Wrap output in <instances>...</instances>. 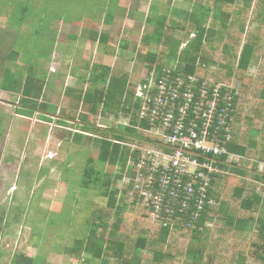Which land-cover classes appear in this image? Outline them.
Masks as SVG:
<instances>
[{"label":"rangeland","instance_id":"rangeland-1","mask_svg":"<svg viewBox=\"0 0 264 264\" xmlns=\"http://www.w3.org/2000/svg\"><path fill=\"white\" fill-rule=\"evenodd\" d=\"M70 2L64 1V10L60 6L56 9L53 4L55 10L49 9L46 14H42L43 8L37 7L33 14L27 16L32 20V28L17 38L13 53L19 50L21 57L13 58L15 61L10 59L0 62L14 73L19 82H23L29 71H35L37 76L43 75L45 86L37 102L47 106L45 110L29 111L17 105L19 91H0V264H9L17 254L33 258L34 264H101L100 260L92 258L83 249L90 232L94 229L95 236L99 237L101 216L108 217L112 225L122 230L119 225L120 218L123 213L132 214L134 209L124 201L127 200L124 196L127 197L129 184L123 189L122 182L127 175L122 173L121 167L98 163V137L93 130L98 127L121 130L123 124L129 122L130 116L122 110L87 115L92 126L83 131L79 123H69L61 113L72 102L69 89L81 88L80 81L83 75H87L84 68L78 71L76 67L79 64H74L72 58V63L70 62V56H81L83 44L81 36H77L75 41L71 40L74 32L63 24L67 22V17L62 12H68L66 9L71 7ZM121 3L111 25H103L101 28V32L107 33L110 39L104 44L100 43L99 48H92L93 58L87 63L107 65L114 76L127 73L129 85L135 87L141 80L148 78V74L152 72L150 68H153L146 60L150 49L142 46L139 40L142 32L149 33L153 29V25L144 19H153L157 13L182 19L183 11L189 10L191 5L187 0H173L170 3L168 0H122ZM243 3L249 9L254 6V0H244ZM78 4L71 7V11L75 10L72 12L78 16L85 8L90 9ZM173 6L183 11L174 14ZM41 14L44 19L40 18ZM54 17L61 21L54 23L57 34L49 30V26L41 31V35L33 33L36 27L45 23L49 25L55 20ZM254 27L256 22L248 23L247 28ZM166 31L168 36L181 44L194 39L190 35L185 38L184 31L179 29L167 27ZM75 32L78 34L79 30ZM217 40L229 42V37L222 28L211 39L206 38L207 47ZM181 44L179 49L183 50L185 47L181 48ZM68 46H77L75 53L67 50ZM258 62V58L254 57L248 73L253 75ZM233 65L235 66V61ZM71 66V73H79L75 74L77 80L70 73ZM154 72L156 73L155 70ZM227 84L234 86L235 93L239 92L236 80L231 79ZM84 88H87V84ZM78 108L80 115L86 113L85 105H79ZM76 133L83 134L84 138L79 142L72 136ZM128 144L124 146L130 153L135 141ZM88 160L91 161L89 165ZM244 162L239 156V159L231 160L230 165L235 164L236 168L250 170L251 163ZM86 166H93L100 171L97 183L93 182V178L85 179L86 183H83ZM257 170H262L259 163ZM106 182L109 188L105 186ZM111 192L115 193L112 201ZM109 200L111 203L107 205ZM209 215L203 226L211 228L224 223V215L216 210ZM147 220L154 224L150 220V214ZM186 230L183 226H176L170 232L171 235H182ZM251 233L250 230L246 232L247 238ZM79 240L82 245L79 251H74L73 249L79 247ZM97 244H104V240H97ZM143 253L150 255L145 250L138 251V254ZM211 261V257L203 254L202 264H211ZM142 263L149 262L142 260ZM255 263L251 258L246 262ZM106 264L118 262L110 257ZM161 264H173V260L166 259Z\"/></svg>","mask_w":264,"mask_h":264},{"label":"trees","instance_id":"trees-1","mask_svg":"<svg viewBox=\"0 0 264 264\" xmlns=\"http://www.w3.org/2000/svg\"><path fill=\"white\" fill-rule=\"evenodd\" d=\"M64 1H71V7L77 3L84 5L83 0ZM64 1L46 0L41 12L46 14L49 9L54 10L53 4L56 9L57 6L63 9ZM107 1L100 2L106 11V17L110 16L109 11L113 5L111 0ZM243 1L193 0L190 2L191 10H184L182 19L157 14L152 22V33L143 34L140 39L142 46L150 49L146 60L153 67L150 68L151 71L155 70L158 75L164 69L175 67L183 75H193L201 80L213 78L216 83H228L234 79L239 85V92L233 103L231 138L226 146L229 153L240 156L245 160L244 163L250 162L251 169L236 168L235 164L225 163L227 156L222 155L219 164L222 172L215 176L208 193L217 204L208 208V213L199 221L203 226L211 211L216 210L224 215V223L211 228L203 226L200 231L187 229L182 235H171L169 228L148 222L149 208L145 206L137 205L132 214L123 213L119 220L122 230L112 225L108 217L101 216L99 237L95 236L93 229L83 248L92 258L100 260L101 264H106L110 257L118 264H143L142 260L148 261V264H161L166 259H172L173 264H202L203 254L211 257V264H246L248 258L264 264V227L257 226L253 229L251 224L254 220L252 213H256L264 205V174L256 172L257 163H264V0H254L252 9ZM71 7L66 9L68 12H62L67 19L70 13L75 11H71ZM24 9L30 13L28 5ZM249 22H256V27L247 28ZM47 26L45 23L41 28L33 30L41 32ZM167 27L184 31L185 38L194 34V39L188 42L180 55L177 52L181 42L167 35ZM219 28L225 31L229 42L217 40L207 47L206 38L211 39ZM153 49L155 50L151 51ZM254 57L258 58L259 62L255 74L251 75L248 69ZM9 70L4 71L6 76L1 88L20 92L17 104L20 108L29 111L45 110L47 106L37 102L45 86L44 76H37L35 71H29L23 82H19ZM111 72L109 66L95 64L91 67L87 79H81V88L69 89L72 102L69 103L68 109L61 112L64 120L69 123L77 122L83 131H86L92 126L87 120V115L109 114L122 110L130 116V125H136V86L129 85L127 75L114 76ZM79 105H85L86 113H78ZM93 130L98 137V163L120 166L122 173H125L129 156L124 144H132L133 140L137 139L141 146L150 145L147 141H142V138L150 139L151 135L132 127L123 126L121 130H105L98 127ZM72 136L76 142L84 138L81 133ZM90 162L88 160L87 164ZM83 172V183L89 178H93L94 183L98 182L99 170L86 166ZM258 183L262 184L261 194L257 191ZM105 186L109 188L108 182ZM126 188L127 185H124L123 189ZM110 196L112 201L115 193L111 192ZM111 201L109 200L107 205ZM124 201L126 203V200ZM249 230L252 233L247 238L246 232ZM97 240H104V244H97ZM77 245L79 247L73 249L74 251H79L82 242L79 240ZM140 250L150 252V255L138 254ZM9 264H34V259L17 254Z\"/></svg>","mask_w":264,"mask_h":264},{"label":"built area","instance_id":"built-area-1","mask_svg":"<svg viewBox=\"0 0 264 264\" xmlns=\"http://www.w3.org/2000/svg\"><path fill=\"white\" fill-rule=\"evenodd\" d=\"M148 75L135 87L136 125L131 118L123 125L151 135L142 138L150 145L135 139L122 182L129 184L124 198L131 208H149L154 224L201 230L199 221L217 204L208 193L222 172L220 157L227 156L225 163L239 159L226 146L237 93L233 85L183 75L175 67Z\"/></svg>","mask_w":264,"mask_h":264},{"label":"crops","instance_id":"crops-1","mask_svg":"<svg viewBox=\"0 0 264 264\" xmlns=\"http://www.w3.org/2000/svg\"><path fill=\"white\" fill-rule=\"evenodd\" d=\"M45 1L46 0H0V62H3V60L8 61L10 59L15 61L14 59L17 58L18 56H20V53L18 52L19 50L15 51L13 53V51L15 50V46L17 44V38H19L18 35L25 34V32H28L32 28L31 21H30L31 19H28L27 16H29L30 13L33 14L34 11L37 10V7L39 9H40V7L43 8L44 7L43 2H45ZM83 1H84V6L90 7V9L86 10V8H85V11L80 12L79 16L73 12H72V16H71V13H70L71 17H69L66 20L67 22H63V24H65V26L67 28H69L70 30H72L74 32V34L70 37L71 40L75 41L77 39V36L83 37V44L81 46L82 47L81 56L79 58H77L76 55H75L76 57L70 56V62L72 63V61H71V58H72V60L74 61V64L80 65V66L78 65V67L74 66L78 69L79 72L81 69L84 68V70L87 71V75H83L82 79L83 78L87 79V77L89 76V72H90L91 67L96 64V63H93L90 65L87 63V62H89L90 58L91 59L93 58L91 55L92 48H94V47L99 48L100 43L104 44L107 39L108 40L110 39L109 35L107 33L101 32V28L103 27V25H107V26L111 25L113 16H115V13L117 11H119L120 5L122 4L121 3L122 0H111V4H113V5L111 7V11H109L110 16L107 15V17L105 14L106 11H104V8H102L101 3H100L103 0H92L93 2L90 0H83ZM170 1L173 2V0H168V3H170ZM187 1L189 4H190V2H193V0H187ZM94 3H96V5H94ZM99 3H100V5H99ZM33 4H35V5L32 6ZM26 5H28V7L30 8V13H27L26 10L24 9V7H26ZM190 10H191V7L189 8V11ZM172 11L174 12V14H177L183 10L179 11L176 7L173 6ZM43 13H44V11H43ZM42 14L40 15L41 19L43 16ZM157 14H161V13H157ZM157 14L155 15V17L153 19H148L151 21L150 24H152V22L155 20ZM146 18L144 19V21L148 22V20H146ZM171 18L177 19L174 15L171 16ZM70 19H71V21L68 22V20H70ZM56 22L60 23L61 21H59V20L57 21V19L55 18V20L54 21L52 20L48 26H49V30H51L57 34V32L55 31V27H54V23H56ZM39 28H41V27L38 26V29ZM36 29H37V27H36ZM78 30H79V33L77 34L75 31H78ZM33 33L36 35L41 34L40 31L35 32L34 30H33ZM150 33H152V31L149 33L142 32L139 40L141 39V36L143 34H150ZM54 42H55V39H54ZM179 47H180V45H179ZM53 48H54V46H53ZM67 48H68L67 50H71L73 53H75L77 46L75 48L68 46ZM182 51L183 50L179 49L177 54L180 55ZM77 59H78V62H77ZM250 67H252V64L249 66V68ZM256 67H254L255 71L253 72V75L256 72ZM6 68L7 67L4 66L3 63L0 64V85L4 82V79L6 76L4 71ZM72 69H73V67L70 69V73H71ZM249 70L250 69H248V71ZM78 71L76 73H71L74 76V78L76 76L75 74H79ZM250 74H252V73H250ZM121 75H123V74H121ZM125 75H127L129 77V75L127 73H125ZM0 91L3 93L6 92V90H4L3 88H0ZM259 164H260L262 170L261 171L257 170L258 171L257 173L264 174V163H259ZM261 186H262V184L258 183L257 191L259 194H261ZM252 217H254V220L251 222L253 228L257 227V226L258 227H264V205H262L259 208V210H257L256 213H252ZM248 260H250V258H248ZM255 264H262V263H261V261L257 260Z\"/></svg>","mask_w":264,"mask_h":264}]
</instances>
